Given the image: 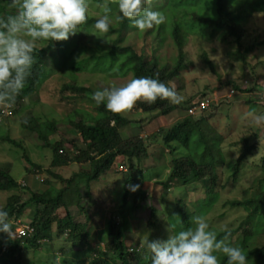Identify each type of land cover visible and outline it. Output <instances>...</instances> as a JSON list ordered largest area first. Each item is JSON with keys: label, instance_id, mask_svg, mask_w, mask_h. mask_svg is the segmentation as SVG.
I'll return each mask as SVG.
<instances>
[{"label": "rangeland", "instance_id": "1", "mask_svg": "<svg viewBox=\"0 0 264 264\" xmlns=\"http://www.w3.org/2000/svg\"><path fill=\"white\" fill-rule=\"evenodd\" d=\"M8 1L10 0L0 3L8 8ZM105 4L107 2L100 4L96 0H88L87 16L101 17L104 14ZM203 5L191 0H150V3L146 0L145 3V7H151L153 10L168 8L175 19L182 21L187 19L188 9L204 8L206 11L207 8V11L211 12L208 2ZM235 13L243 18L239 21L240 46L233 37L227 36L225 40H220V35L211 38L202 29L190 33L183 29L186 35L177 73L173 74L168 82L170 87L183 97L181 103L174 104L166 100L171 107L165 115L156 110L140 111L135 107L130 112L120 114L129 121L121 127V136L126 138L137 135L144 138L147 154L139 161L132 160L131 172L128 171L126 161L117 166L114 164L91 183L90 197H82L77 203L74 198L68 200L67 209L73 219L86 222L88 226L87 240L78 238L77 245H74L64 233L51 240H41L37 248H23L20 251V264H89L88 253H93L96 247L100 250L105 249L96 232L102 228L103 222L108 218L119 223L121 238L125 239L128 249L139 246L142 241L148 239L166 240L170 234L166 216L174 208L175 200H183L184 203L193 202L204 197V188L198 185L192 189L178 183L168 184L167 189L161 188L163 182L168 183L166 176L171 166V159L187 153V150L177 146L174 150L168 151L174 146L173 143L164 145L160 135L156 133L158 129L164 130L186 115L185 107L201 95L217 97L215 107L206 109L203 114L209 115L206 120L212 136L220 137V141H217L223 155V162L217 167L218 180L215 190L218 194L204 218L209 225L217 229L237 228L236 234L240 235L238 224L245 216V212L241 208H231L223 203L249 194L255 187V179L264 174V166H262L264 123H255L256 116L264 115V106L257 101L258 94L264 89V13L250 14L241 7ZM109 18L110 23L113 24V10L109 13ZM114 34L112 31H98L94 23L89 24L86 31L78 29L74 35L69 36L66 52L70 54L61 66L58 60H61L62 55L60 58L57 54V46L53 44L51 52L55 55L53 58L49 57L46 65L49 76L31 95L22 100L24 106L14 113L13 110L16 108L13 104L0 105V164L6 165L8 172L17 182L31 190H41L44 187L41 179L44 178L51 181L55 187L61 186L62 183L58 179L44 171L48 168L51 159V149L43 146L31 129L36 122L55 120V131L48 136L49 141L62 140L64 148H69L71 143H80L71 126L63 121L72 114L74 108L93 113L94 104L81 98L76 92L62 88V85L75 81L83 86L104 83L118 86L127 82L130 79L129 74L117 78L105 77L103 72L110 68L111 62L107 59H95L92 56V53L107 50ZM171 42L167 35H161L153 28L144 31L129 28L123 29L118 44H132L136 50H143L146 57L157 55L159 63L176 64L169 61L176 55ZM251 44H255L254 48L245 52V48ZM140 77L142 74L136 72L135 78ZM233 83L237 87L245 85L253 89L241 93L242 96L235 95L226 98L228 101H221ZM197 114L198 111L191 115ZM242 138L246 139V143L251 145L252 149L239 165L235 180H232L229 163L234 162L243 150ZM9 140H14L18 144L14 145ZM30 163L40 164L43 169L39 171L37 168H32ZM77 169V163L49 167L50 171L59 173L64 178L69 177ZM139 169L143 175V182L139 188L146 196L143 207L137 210V218H129L126 215L122 217L119 214L120 194L117 188H121L127 172L135 177ZM13 192L16 190H0V205H3L7 195ZM128 198L130 199V196ZM150 207L154 209L153 215H150ZM59 211L63 212L61 209ZM81 211L88 214V221H86L87 216ZM30 216L31 210L26 208L20 219L25 220ZM12 222L14 236L10 240L14 241L23 235L17 231L20 223H17V220ZM258 238L260 242L264 241V228Z\"/></svg>", "mask_w": 264, "mask_h": 264}, {"label": "trees", "instance_id": "2", "mask_svg": "<svg viewBox=\"0 0 264 264\" xmlns=\"http://www.w3.org/2000/svg\"><path fill=\"white\" fill-rule=\"evenodd\" d=\"M0 1L5 2V0ZM96 1L100 4L107 2L108 7L114 11V23H110L107 31L115 33L114 37L110 39L109 48L92 53L95 59H107L111 62L110 68L103 72L104 76L117 78L129 74L130 79H132L135 78L136 72H139L142 77L158 78L169 87L168 82L171 76L177 73L182 46L185 42L184 28L188 33L202 29L211 38L220 35V40H225L227 36L233 37L237 45L240 46L241 27L239 21L243 18L235 12L241 7L250 14L264 13V0H191V2L198 1L202 5L208 2V8L210 7L211 12H208L207 8L206 11L204 8L188 9L185 21L175 19L169 13L168 8L160 9L159 11L165 16V22L154 26L153 29L161 35H167L172 41L171 44L176 55L169 61L176 64H169V62L159 63L157 55L146 57L143 50H136L132 44L119 45L118 41L121 39L123 29L134 28L132 21L122 18L118 4L114 0ZM9 3L10 1L7 2V6ZM12 12L14 10L0 3V17H6ZM97 19L88 16L87 22L78 26L77 30L86 31L89 24H95ZM67 42L68 40L36 41L31 74L27 77L25 86L16 97L15 102L12 103L16 108L13 110L14 113H17L24 106L22 100L31 95L38 85L49 76L46 65L49 62V57L53 58L55 55L51 52L53 44H56L57 54L60 58L62 55L61 60H58L59 66H61L70 54L66 52L68 49ZM255 44L247 46L245 52L252 50ZM241 58L244 59V56L241 55ZM104 84L83 86L72 81L62 85V88L70 89L81 98L94 104L93 113L74 108L72 114L63 121L69 124L73 132L77 134L79 144L71 143L69 148H64L62 140L49 141L48 136L55 131V120L36 122L31 129L36 133L43 146L51 149V159L48 168L44 171L58 179L62 183L60 187H55L51 181L44 178L41 179V183L44 184L41 190H31L24 184L17 182L8 172L6 165L0 164V190H16V192L7 195L4 204L0 205V209L8 212L12 225V221L17 220L18 223L31 228L30 232L26 231L23 237L14 241L10 240L6 233L0 232V264H20L19 256L23 248H37L41 240H51L63 233L74 245H77L76 240L78 238L87 240L88 226H86V222L82 223L73 219L72 214L67 209L68 200L74 198L77 203L82 197H90L91 183L112 168L114 164L117 166L126 161L129 167L128 171H130L133 159L139 161L146 156L144 138L137 135L126 138L121 136V127L129 121L122 115H115L107 111L104 104L97 105L92 100L91 97L95 91L102 90L103 87L113 86ZM230 89L237 90L236 96H242L241 93L250 92L253 87L244 85L237 87L233 83ZM221 101L228 100L222 97ZM215 105L211 104L210 108H214ZM261 105L264 106V103ZM170 107L171 105L166 100L161 99H157L154 104L138 102L135 106L140 111L151 112L156 110L162 115L167 114ZM186 108L187 106L185 112ZM206 109L198 111L199 114L195 116L186 114L168 128L158 129L156 133L160 135V140L164 145L173 143L174 146L168 151L174 150L177 146L187 150V153L171 159V166L166 176L168 183L163 182L161 188L167 189L169 187L167 185L170 183H178L183 187L192 189L198 185L204 188V197L193 202L184 203L183 200H175L174 208L167 214L166 220L168 226L175 224L177 231L181 228L193 227L191 218L193 216L204 217L218 194L215 190L218 180L217 167L223 162V155L217 141L220 137L212 136L208 130L206 118L209 115L203 114ZM22 127H24L23 124ZM241 140L244 143L243 150L234 162L229 163L232 180H235L239 165L252 149V146L246 143L245 138ZM9 141L14 145L18 144L14 140ZM118 157L121 158L118 159ZM27 161L29 160L27 159ZM70 163H77L78 169L67 178L49 170V167H62ZM30 165L39 171L43 169L40 164L30 163ZM262 166H264V156L262 157ZM29 171L32 172V170ZM130 172H127L121 188H117L120 194L118 204L121 209L119 214L122 217L126 215L129 218H137L136 212L143 207L146 196L140 188L131 191L129 185L142 184L143 175L140 169L135 177ZM223 204H227L231 208H241L245 212V216L238 224L241 230L240 235L236 234L237 228L228 229L231 233L228 243L243 250L247 256V264H264V241L260 242L258 238L264 228V174L255 179V187L249 194L240 199L226 200ZM26 208L31 210L30 218L20 219ZM60 209L63 212L59 211ZM79 209L81 210V208ZM149 211L150 215H153L154 209L152 207L149 208ZM83 213L87 216L86 221H88V214ZM209 229L215 231L218 238H222L224 235L225 227L217 229L215 226L209 225ZM96 236L103 242L105 249L100 250L99 247H96L93 253H88L89 264H151V253L146 248H141L140 245L128 249L125 239L121 238L119 223L110 218L103 222V226L96 232ZM2 249L4 250L2 251ZM3 252L5 253L3 254ZM214 254L217 255L219 264H227V257L221 253Z\"/></svg>", "mask_w": 264, "mask_h": 264}, {"label": "clouds", "instance_id": "3", "mask_svg": "<svg viewBox=\"0 0 264 264\" xmlns=\"http://www.w3.org/2000/svg\"><path fill=\"white\" fill-rule=\"evenodd\" d=\"M122 18L132 21V27L144 31L165 22L158 10L145 7L146 0H114ZM150 3V0H147ZM8 8L14 12L0 17V105H11L25 86L34 64L35 43L66 41L87 22L88 0H10ZM104 14L95 22L100 32L109 30L111 9L103 5ZM97 105L120 115L130 112L138 102L154 104L157 99L179 104L183 97L158 78H132L120 85L103 87L92 95ZM255 123H264V115ZM136 191L139 185H129ZM193 227L176 230L169 225L166 240H145L141 248L151 253V264H219L217 255L227 257V264H247V256L240 247L228 243L231 233L225 228L222 238L209 229L203 216L191 218ZM0 232L13 238V225L7 211L0 209Z\"/></svg>", "mask_w": 264, "mask_h": 264}, {"label": "built area", "instance_id": "4", "mask_svg": "<svg viewBox=\"0 0 264 264\" xmlns=\"http://www.w3.org/2000/svg\"><path fill=\"white\" fill-rule=\"evenodd\" d=\"M235 94H237V90L229 89L228 91L225 92L223 97L230 98ZM216 98L217 97L215 95H204V96L200 97L198 100L191 101L187 105V108H186L187 114H193V113L200 111L202 109L210 108L211 104H215ZM257 101L261 104L264 103V89L258 94ZM17 223H18V221H17ZM18 226L19 227H18L17 231L21 235H24L26 231L30 232V230H31L30 227H28L27 225H24V224H18ZM21 235H17V236H21Z\"/></svg>", "mask_w": 264, "mask_h": 264}]
</instances>
